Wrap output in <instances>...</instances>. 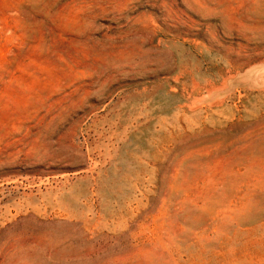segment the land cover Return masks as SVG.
Segmentation results:
<instances>
[{
	"label": "rangeland",
	"instance_id": "obj_1",
	"mask_svg": "<svg viewBox=\"0 0 264 264\" xmlns=\"http://www.w3.org/2000/svg\"><path fill=\"white\" fill-rule=\"evenodd\" d=\"M0 264H264V0H0Z\"/></svg>",
	"mask_w": 264,
	"mask_h": 264
}]
</instances>
